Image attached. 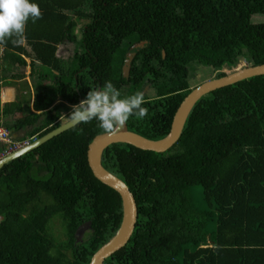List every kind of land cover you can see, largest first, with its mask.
<instances>
[{
    "label": "trees",
    "instance_id": "trees-1",
    "mask_svg": "<svg viewBox=\"0 0 264 264\" xmlns=\"http://www.w3.org/2000/svg\"><path fill=\"white\" fill-rule=\"evenodd\" d=\"M30 2L42 19L30 20L25 43L9 42L0 57L21 67L11 78H22L30 56L32 103L40 111L3 119L14 138L45 135L91 89L111 81L122 98L150 85L142 105L148 115L126 124L158 140L195 84L225 75L221 67L240 58L264 63V0ZM67 45L71 54L58 55ZM127 52L135 55L124 76ZM20 103L0 105V114ZM100 133L96 120L72 126L0 168V264H89L117 232L121 197L87 162L88 144ZM101 163L137 205L131 237L103 264H264V74L204 94L167 150L112 143Z\"/></svg>",
    "mask_w": 264,
    "mask_h": 264
},
{
    "label": "water",
    "instance_id": "water-1",
    "mask_svg": "<svg viewBox=\"0 0 264 264\" xmlns=\"http://www.w3.org/2000/svg\"><path fill=\"white\" fill-rule=\"evenodd\" d=\"M145 41L135 43L133 47H139ZM134 52H127L122 72L124 76H128L130 64L134 56ZM164 54V53H163ZM264 74V63L259 65H244L243 67L227 72L225 75L218 78H209L193 87L190 92L183 98L176 111L174 112L170 130L166 136L158 140H151L136 132L130 131L127 124L121 128L115 135L107 136L104 133L95 135L87 148V162L93 176L103 184L114 189L121 197L123 216L119 229L117 232L101 247H99L91 256L89 264H103L104 260L123 247L131 237L137 219V205L133 194L129 190L125 182L105 169L101 163V153L105 147L112 143H128L143 150H151L155 152H162L171 147L179 138L187 115L189 114L193 105L206 93L232 84L236 81L246 79L252 76ZM72 125H67V122L60 123V125L45 135L35 138L28 145L4 156L0 159V168L8 161L15 157L31 151L40 146L47 140L56 136L57 134L69 129ZM89 228V223L81 224L75 231L76 239L81 240V237L86 229Z\"/></svg>",
    "mask_w": 264,
    "mask_h": 264
},
{
    "label": "clouds",
    "instance_id": "clouds-1",
    "mask_svg": "<svg viewBox=\"0 0 264 264\" xmlns=\"http://www.w3.org/2000/svg\"><path fill=\"white\" fill-rule=\"evenodd\" d=\"M42 17L39 5L30 0H0V47L9 42L13 46L23 45L28 22L31 20L35 23ZM144 103L142 92L122 98L113 83L106 81L103 87L91 89L85 99L73 105L70 116L65 118L61 115L60 119L72 126L96 120L105 135L113 136L126 125L130 117L143 120L148 115V109L142 107Z\"/></svg>",
    "mask_w": 264,
    "mask_h": 264
},
{
    "label": "crops",
    "instance_id": "crops-1",
    "mask_svg": "<svg viewBox=\"0 0 264 264\" xmlns=\"http://www.w3.org/2000/svg\"><path fill=\"white\" fill-rule=\"evenodd\" d=\"M24 58L26 66L23 68L24 77L22 78H11V74L22 70L20 66V68H17V64L15 63L9 67L6 62L1 61L0 59V105L2 106L4 103L14 101L19 103V101H21L20 110L13 111L10 108H7L8 112H1V116L4 120H10L12 117L22 116L29 111H36L32 103L33 87L28 75L29 72H27V67H29L27 64L30 62V56H24ZM27 99H29V101H26ZM17 135L19 134L14 133V137Z\"/></svg>",
    "mask_w": 264,
    "mask_h": 264
},
{
    "label": "built area",
    "instance_id": "built-area-1",
    "mask_svg": "<svg viewBox=\"0 0 264 264\" xmlns=\"http://www.w3.org/2000/svg\"><path fill=\"white\" fill-rule=\"evenodd\" d=\"M3 54V47H0V57ZM35 137L14 138L11 130L3 123V118L0 114V159L4 156L28 145Z\"/></svg>",
    "mask_w": 264,
    "mask_h": 264
},
{
    "label": "rangeland",
    "instance_id": "rangeland-1",
    "mask_svg": "<svg viewBox=\"0 0 264 264\" xmlns=\"http://www.w3.org/2000/svg\"><path fill=\"white\" fill-rule=\"evenodd\" d=\"M263 19H264V17H262ZM262 18H259V19H262ZM80 36H81V31H80V29L78 28L77 30H76V37H77V39H79L80 38ZM76 44V43H75ZM71 52H72V45H67V46H60L59 47V49H58V55H60V56H67V55H69V54H71ZM238 63H240V64H238V66L237 67H235V68H240V67H243L244 65H246L247 63L244 61V59L243 58H240L239 59V61H238ZM17 66V68H20L19 67V65H16ZM232 68H233V66H228V65H223L222 67H221V71H223V72H225V73H229V72H232L233 70H232ZM237 70V69H236ZM27 72H29V67H27ZM202 74V72H199V75H201ZM215 74V72L213 73V75ZM204 78V75H201L200 76V78H199V80L200 79H203ZM206 80V79H205ZM205 80H203V81H205ZM199 83H201V82H199ZM198 83V84H199ZM198 84H195L194 86H196V85H198ZM193 86V87H194ZM71 112H72V109L69 111V116H70V114H71ZM65 118H67L68 116H64ZM63 122H65V121H63L62 119H60V123H63ZM193 200H194V202L196 203V204H198V203H200V200H201V189H198V187H197V189L193 192ZM54 222H58L57 220H54ZM52 229H53V231H54V233L57 235V231H59L60 230V227H59V225L58 224H55L53 227H52ZM87 231V229L84 231V233ZM83 233V234H84Z\"/></svg>",
    "mask_w": 264,
    "mask_h": 264
},
{
    "label": "flooded vegetation",
    "instance_id": "flooded-vegetation-1",
    "mask_svg": "<svg viewBox=\"0 0 264 264\" xmlns=\"http://www.w3.org/2000/svg\"><path fill=\"white\" fill-rule=\"evenodd\" d=\"M132 48V47H131ZM135 53V52H134ZM135 55V54H134ZM134 57V56H133ZM238 64H240V63H236L234 66H233V68H235ZM232 68V69H233ZM142 93H144V94H148L149 96L150 95H152V88L150 87V85L149 84H147V85H145L144 86V88H143V92Z\"/></svg>",
    "mask_w": 264,
    "mask_h": 264
},
{
    "label": "bare ground",
    "instance_id": "bare-ground-1",
    "mask_svg": "<svg viewBox=\"0 0 264 264\" xmlns=\"http://www.w3.org/2000/svg\"><path fill=\"white\" fill-rule=\"evenodd\" d=\"M237 66H238V65H237ZM237 66H236V67H237ZM240 68H241V67H240ZM236 69H238V68H233L232 70L235 71Z\"/></svg>",
    "mask_w": 264,
    "mask_h": 264
}]
</instances>
